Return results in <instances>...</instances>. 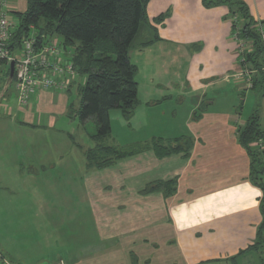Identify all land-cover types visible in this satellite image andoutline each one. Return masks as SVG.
<instances>
[{
  "label": "crops",
  "instance_id": "obj_1",
  "mask_svg": "<svg viewBox=\"0 0 264 264\" xmlns=\"http://www.w3.org/2000/svg\"><path fill=\"white\" fill-rule=\"evenodd\" d=\"M241 1L254 18L264 19V0ZM24 2L26 9V0ZM228 13L227 4L205 6L202 0H149L146 3L145 20L129 50V53L136 51L137 61H131L128 53L129 59L136 65V74L148 56L152 62L149 67L153 64L152 74L161 71L166 75L165 71H170L177 57L185 56L186 52L191 56L184 79L194 94V104L184 132L170 139L188 137L192 146L187 156L174 153L157 157L147 150L100 170L86 167L85 152L94 146L84 150L81 179L86 201L83 200V211L78 208L75 212L79 200L57 203L62 210L57 207L48 210L34 195L35 186H31L34 174L43 175L60 167L62 160L71 156L56 154L57 162L51 161L47 139L34 141L31 134L44 118L47 125L52 126L55 111L65 113L67 110L70 115V106L77 109L79 100L75 107L65 93L69 95L75 87L77 92L79 83L75 82L66 91L38 89L30 94L25 106L18 104V112L2 102L8 84L0 96V212L3 214L0 216V264H264L262 192L251 180L250 158L236 135L237 128L257 106L264 128V108L257 103L247 116L243 115L242 98L247 92L242 91L241 81L233 77L239 67L237 43L231 33ZM160 15H164V19L156 23ZM204 35L213 44L211 61L205 62L209 71L201 72L202 59L194 61L193 58L201 55L205 46L203 44L201 49L195 45L194 48L193 44ZM147 39L153 41L144 45ZM149 78L154 81L153 76ZM83 82L84 79L80 81ZM230 83L236 88L232 89L233 94L225 91ZM253 91L264 102V94L257 89ZM6 113L15 120L19 114L22 121L11 124ZM44 113L50 114L44 117ZM171 179L175 181V190L168 196L163 190L141 193L150 182ZM19 191L25 193L20 204L23 211L15 212V216L6 215L3 209L7 204L16 206ZM69 213L72 218L62 216ZM82 214L86 218H81ZM34 217L39 219L34 220ZM15 223L43 224L38 231L44 229L47 235L48 232L54 234L59 228L57 225L73 223L77 232L69 238L63 234L53 237L54 248L33 263L15 250L8 226ZM83 224L89 225L87 232L82 229ZM28 236L32 239V232ZM73 238L79 241V247H74Z\"/></svg>",
  "mask_w": 264,
  "mask_h": 264
},
{
  "label": "trees",
  "instance_id": "obj_2",
  "mask_svg": "<svg viewBox=\"0 0 264 264\" xmlns=\"http://www.w3.org/2000/svg\"><path fill=\"white\" fill-rule=\"evenodd\" d=\"M148 1L26 0L23 12H11L16 19L10 45L13 51H19L32 26L39 41L58 39L62 47L70 52V60L78 77L84 79L82 84L77 85L79 106L77 109L70 106V115H77L82 122L91 118L95 123V133L89 134L95 145L85 152L87 168L100 170L111 167L118 160L147 150L153 151L157 157H163L174 153L187 156L191 149L192 141L182 136L169 140L153 138L126 147L102 143L103 138L111 132L110 111L118 109L122 116L129 118L138 104L137 68L130 61L128 53L141 31ZM202 2L205 6L228 5L231 33L236 43L246 45L237 54L236 62L239 70L251 71V87H242V91L257 89L264 94V44L258 30L259 25L264 27V19L254 18L241 0ZM163 19L164 15H160L155 22L160 23ZM152 41L147 39L144 45ZM8 74L9 68L0 69L3 83ZM13 80L14 75L9 84H13ZM236 135L250 158L251 180L262 192L260 201L264 226V147L259 146V142L264 145V128L259 121L258 106L237 128ZM174 188L173 179L154 181L146 184L141 193L163 190L168 196L174 192Z\"/></svg>",
  "mask_w": 264,
  "mask_h": 264
},
{
  "label": "rangeland",
  "instance_id": "obj_3",
  "mask_svg": "<svg viewBox=\"0 0 264 264\" xmlns=\"http://www.w3.org/2000/svg\"><path fill=\"white\" fill-rule=\"evenodd\" d=\"M14 8V11H23L25 9L24 0H14ZM13 19L16 23V19ZM201 38L202 40L196 41V43L193 44V47L195 48V45H199L202 49L203 44L205 47L203 48L201 55L200 53L198 57L194 55L195 57L193 60L195 61V59L201 58L202 61L200 60V63L203 65L201 72H205L209 71L206 68L207 65L205 62L211 61L209 55L210 52H212L213 42L210 39H206V35ZM129 55L131 61H137L136 51H130ZM146 59L147 62L140 67V72L135 75L136 82H139V103L136 105L129 118L122 116L118 109H112L110 111L109 118L111 132L108 136L103 138L102 143L104 145H130L142 143L151 138L170 139L179 136L185 130V121L191 113L192 104H194V94L189 91L186 80L184 79V76L186 75L185 73L189 67L188 62L191 60V56L186 52L185 56L181 55L180 57H177L170 67V71H165L166 75H163L161 71L160 74H152L153 64L149 67V64L152 62H150V57L147 56ZM156 67H158V64H156ZM196 69H198V66ZM195 74L198 73L195 72ZM149 76H153L154 81H151ZM82 80L83 77H77L75 82L80 83ZM173 81L174 83H172ZM157 82H160L161 84L159 86L155 85ZM230 84V86L225 88V91L233 94L234 90L232 89L236 90V88H233L235 85L232 83ZM246 84L245 81H242L239 85L245 87ZM3 87L4 84L0 77V89L2 90ZM252 91L253 90L251 89H246L247 93L243 97L244 109L242 112L244 117L248 115L249 111L251 112L252 108L256 107L257 103L264 108V102L258 98L259 95L256 92ZM65 96L70 98L69 102L74 103L75 107L78 106L79 97L76 92V87L71 89L69 95L65 93ZM151 99L159 101L147 103L146 100ZM32 101H34L33 98ZM32 101L31 103L34 104ZM2 102L6 103L8 105L7 107H9V109L12 108L14 112L15 110L17 112L19 111L20 106L18 105L19 103L13 92V84L9 85L8 90L5 93V99H3ZM49 114L44 113L43 116L45 117ZM54 116L55 120L52 126H48V123L44 118L41 126L33 128L31 136H33L34 141L36 139H47L48 143L46 147L49 146L48 151L51 153L49 156H52L51 161L57 162L56 154L71 156L62 160L60 167L58 166L52 170H48L43 175L36 176V174H34L36 177L33 176L31 186H35L36 192L34 191V195L37 200H42L45 203V208L48 210L54 207L61 209V204H57L59 202L66 203V201L69 200H79L80 203H77L75 206V212L78 211V208L79 211H83V202L86 201V194L84 195V192H82L83 181L81 179L83 162L85 161L83 159V151L89 149L95 144L89 137L90 133L92 134L96 131L95 123L91 118L82 122L77 115H68L67 110L65 113H57L55 111ZM6 118H8L7 121H10L11 124L16 123V121H22V117L19 114L16 117V120L13 116L7 115V113ZM6 135L9 136L10 132L7 131ZM261 143L262 142H259V146L264 147ZM43 147L45 146L43 145ZM73 153L75 154L74 157L72 156ZM19 184L20 182L17 180L16 185L19 186ZM24 194L25 193L21 191L17 192L16 201L14 199L16 206L11 207V204H7L6 208L3 209L6 215L11 214L15 216V212L23 211L20 204L24 200ZM26 197L28 200L29 197ZM0 216H3L2 212H0ZM62 216L66 219L72 218L71 213ZM20 217H23V213ZM17 218H19V215H17ZM81 218H86V215L82 214ZM36 219L38 220L39 218L34 217V220ZM52 225L53 224H49V226ZM8 226L13 234L11 236L13 238V244L16 247L15 250H17V252L19 251V255H21L22 258L33 263L36 259L46 257L54 248L56 240L53 239V237H60L59 235L63 234L69 238L73 236V232H77L76 225L73 223L57 225L56 227L59 228H57L54 234L48 232V235L44 232V229L38 231L39 227L43 226V224L30 225L15 223L12 226ZM87 228H89V225H82V229L85 232H87ZM30 232H32L33 235L32 239L28 238ZM26 236L27 239H25ZM71 242H75L74 247H79L80 243L79 241L77 242L76 239L74 241L73 238ZM65 244L68 245L67 242H65Z\"/></svg>",
  "mask_w": 264,
  "mask_h": 264
},
{
  "label": "built area",
  "instance_id": "obj_4",
  "mask_svg": "<svg viewBox=\"0 0 264 264\" xmlns=\"http://www.w3.org/2000/svg\"><path fill=\"white\" fill-rule=\"evenodd\" d=\"M14 9V0H0V69L9 68L13 62L16 100L19 105L25 106L30 94L38 89L68 90L78 77V72L70 60V52L62 47L58 39L39 41L32 26L19 51H13L10 45L16 25L11 15ZM258 30L264 44V27L259 25ZM245 48L243 43H237V54ZM250 75L251 71L238 69L233 77L246 81V86L251 87Z\"/></svg>",
  "mask_w": 264,
  "mask_h": 264
},
{
  "label": "water",
  "instance_id": "obj_5",
  "mask_svg": "<svg viewBox=\"0 0 264 264\" xmlns=\"http://www.w3.org/2000/svg\"><path fill=\"white\" fill-rule=\"evenodd\" d=\"M12 76H13V62L10 63V66H9V74H8V77H7L6 82L4 83V87H3L2 91H1L0 96H2L3 92L7 88L8 84L10 83V81L12 79Z\"/></svg>",
  "mask_w": 264,
  "mask_h": 264
}]
</instances>
